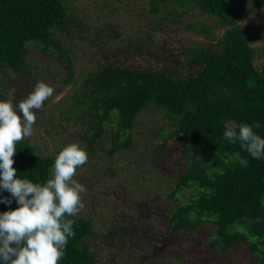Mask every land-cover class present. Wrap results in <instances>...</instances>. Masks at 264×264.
<instances>
[{"label": "trees", "instance_id": "trees-1", "mask_svg": "<svg viewBox=\"0 0 264 264\" xmlns=\"http://www.w3.org/2000/svg\"><path fill=\"white\" fill-rule=\"evenodd\" d=\"M247 1L264 8V0ZM146 5L150 27L168 11L177 21L186 17L187 29L207 40L167 44L149 33L151 46L128 65L134 51L144 53L141 46L126 44L114 23L80 18L70 0H0V108L9 115H0V124L11 130L17 126L11 113L32 108L27 125L49 129L57 148V155L45 153L21 130L0 137V264H99L100 251L86 243L91 237L113 245L141 236L134 214L116 212L105 232L59 203L61 139L75 131L93 156L86 172L115 167L113 177H122L107 192L133 199L141 188L158 199L167 190L175 231L190 237L206 221L217 224L201 256L247 246L264 264V45L253 43L256 31L245 28L235 0ZM77 41L86 45V62L77 59ZM33 50L49 63L31 56ZM43 79L69 88L57 109L36 103ZM177 147L182 158L163 166L177 181L165 184L154 156ZM154 178L161 182L150 183ZM150 237L137 241L149 246Z\"/></svg>", "mask_w": 264, "mask_h": 264}, {"label": "rangeland", "instance_id": "rangeland-1", "mask_svg": "<svg viewBox=\"0 0 264 264\" xmlns=\"http://www.w3.org/2000/svg\"><path fill=\"white\" fill-rule=\"evenodd\" d=\"M70 1L73 6H77L80 18L92 21L95 25L106 24L107 22L114 23L121 29L125 43L132 42L135 46L140 45L141 51H144L147 46H151L147 45V41L150 42L148 40L150 38L149 33L167 44L192 43L194 46L196 43L201 44L202 41L207 40L202 35L187 29L186 17H183L180 22L177 21L176 13L173 15L169 14L168 11H163L158 15V18L161 19L159 26L150 27L152 14L146 5V0ZM235 1L239 3V12L242 14V23L245 28L250 32L256 31L253 43L257 46H263L264 8L255 9L247 0ZM181 10V7H177V11ZM107 32L109 31L107 30ZM114 41H120V39H114ZM73 47L74 50H77L75 53L77 59L86 62L83 60L86 57L83 54L86 45L77 41ZM145 53L146 50L144 53L136 55L134 51V57L126 58L125 63L129 65L132 63L131 59L143 56ZM30 54L39 61L49 63L48 59L39 51L33 50ZM68 92L69 88L58 87L55 82L43 79L37 83V90L34 91L33 96L36 103H40L43 109H57ZM6 96L11 100V93H7ZM31 109H28V112L15 109L10 118L17 123V126H12V129L9 130L7 124L3 122L0 127H4L3 133L6 132V134L2 135L0 130V137L9 139L15 135V132L21 130L24 134H29L28 136H31L34 142L39 143L45 153L50 152L57 155L56 145L53 144L49 136L51 131L46 128L37 129L36 126L27 125L33 118ZM0 115L9 116L4 107L0 108ZM77 136L78 132L75 131L68 137L61 139L66 150L64 156L66 159L59 160L57 163V172L62 178V185L58 194L59 203L72 214L92 217L95 228L105 232L108 231L107 229L111 224L110 217L116 212L134 214L139 219L141 236L147 238L148 234H151L150 239H152L150 247V245L143 246L142 242L137 241L141 240V236L132 241L126 240L122 243L120 241L113 245L102 239V235L91 237L86 243L91 249L100 251L99 264H261L260 260L250 255L247 246L234 247L227 253L218 252L201 256L199 253H201L202 247L211 241L212 234L217 230V224L206 221L190 237L175 231L170 227L168 221L167 209L171 199L166 196L167 190H163V194H159L158 199L154 197L155 194L144 196L140 184L137 185L135 181L136 191L140 188L137 192L141 195L136 194L133 199L121 196L120 200L116 198L115 194L107 192L118 189V181L122 177L118 174L113 177L117 171L115 167L109 168L105 172L99 170L86 172L87 163L93 156L80 147ZM178 158H182L180 147H177L176 152L154 156L157 169L161 174H165V184L175 183L177 179L172 171H165L163 166L172 161L175 163ZM159 182L161 180L156 178L150 181V183L155 184ZM146 229H150V231H146ZM128 238L129 236L125 235L123 239Z\"/></svg>", "mask_w": 264, "mask_h": 264}]
</instances>
